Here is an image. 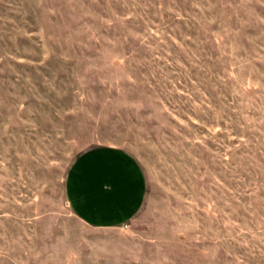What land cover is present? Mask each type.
Segmentation results:
<instances>
[{"label": "rangeland", "instance_id": "374dc122", "mask_svg": "<svg viewBox=\"0 0 264 264\" xmlns=\"http://www.w3.org/2000/svg\"><path fill=\"white\" fill-rule=\"evenodd\" d=\"M110 146L146 194L95 229ZM0 264H264V0H0Z\"/></svg>", "mask_w": 264, "mask_h": 264}, {"label": "crops", "instance_id": "0c3cea01", "mask_svg": "<svg viewBox=\"0 0 264 264\" xmlns=\"http://www.w3.org/2000/svg\"><path fill=\"white\" fill-rule=\"evenodd\" d=\"M138 163L116 147L81 153L66 181L68 203L84 224L95 229L121 227L140 211L146 194Z\"/></svg>", "mask_w": 264, "mask_h": 264}]
</instances>
